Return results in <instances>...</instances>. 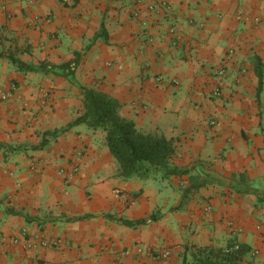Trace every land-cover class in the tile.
Returning <instances> with one entry per match:
<instances>
[{
	"label": "crops",
	"instance_id": "crops-1",
	"mask_svg": "<svg viewBox=\"0 0 264 264\" xmlns=\"http://www.w3.org/2000/svg\"><path fill=\"white\" fill-rule=\"evenodd\" d=\"M157 1L0 0L2 53L31 65L80 54L72 79L0 57V264H190L229 242L264 264V0ZM82 86L170 139V163L191 170L120 176L101 129L67 126Z\"/></svg>",
	"mask_w": 264,
	"mask_h": 264
},
{
	"label": "trees",
	"instance_id": "trees-1",
	"mask_svg": "<svg viewBox=\"0 0 264 264\" xmlns=\"http://www.w3.org/2000/svg\"><path fill=\"white\" fill-rule=\"evenodd\" d=\"M103 31V25L99 34ZM98 34V35H99ZM0 57H5L15 65L19 71H43L51 72L55 75L69 79L73 78L74 70L78 64L80 54L59 64H50L41 61L37 65L25 63L13 53H2ZM259 57L255 59V73L257 76L256 98H258L262 85V71ZM82 112L67 126L76 123H84L92 129H101L104 132L105 143L118 162V174L122 177H145L148 172L156 167L162 168L165 175H182L191 170V167L178 166L170 163L174 153V146L170 139L162 135L144 133L138 130L134 122L122 117L118 113L119 102L107 95L105 92L82 86ZM63 129V128H62ZM46 131L54 137L60 130ZM43 141L40 143L42 144ZM0 146H3L0 143ZM11 150L17 147H11ZM153 214L147 218L136 221L122 220L125 224L137 225L154 220ZM233 242L224 247H198L195 250L193 261L190 264H252L242 263L241 257L248 250V247L238 243L236 249H232ZM181 264H185L182 260Z\"/></svg>",
	"mask_w": 264,
	"mask_h": 264
},
{
	"label": "built area",
	"instance_id": "built-area-1",
	"mask_svg": "<svg viewBox=\"0 0 264 264\" xmlns=\"http://www.w3.org/2000/svg\"><path fill=\"white\" fill-rule=\"evenodd\" d=\"M149 8H150V9L160 8V9H164V10L168 11V10L170 9V4H169L167 1H165V0H159V1H157V2L151 3V4L149 5ZM239 16H240V15L238 14L237 17H239ZM169 32L172 33V34H175V27H174V26H171V27L169 28ZM222 71H223L222 69H217V70H216V72H217L218 74L222 73ZM213 93H214L216 96H219V95L221 94V91H220V89H219L218 87H216V88L213 89ZM214 122H215V120L212 119V120H211V123H214ZM208 208H209V206L206 207V209H208ZM46 243H48V241H46V240H44V239H40V240H39V244H40V245H44V244H46ZM24 245H26V244H24ZM28 245H29V243H28ZM26 246H27V245H26ZM237 247H238V243H237V242H233L231 248H232V249H236ZM224 249L227 250V247H224ZM137 250H138V251H141V250H142L141 246H138V247H137ZM149 253H150V255H151L152 257H156V256H158L159 258H165V257H167V256L169 255V250H167V249H162V250H159V251L156 250V254H154V252H151V251H149Z\"/></svg>",
	"mask_w": 264,
	"mask_h": 264
}]
</instances>
